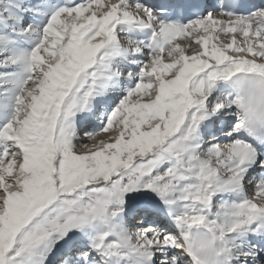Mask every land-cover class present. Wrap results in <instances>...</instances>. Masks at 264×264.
I'll list each match as a JSON object with an SVG mask.
<instances>
[{
    "label": "snow or ice",
    "instance_id": "1",
    "mask_svg": "<svg viewBox=\"0 0 264 264\" xmlns=\"http://www.w3.org/2000/svg\"><path fill=\"white\" fill-rule=\"evenodd\" d=\"M0 264H264V0H0Z\"/></svg>",
    "mask_w": 264,
    "mask_h": 264
},
{
    "label": "bare ground",
    "instance_id": "2",
    "mask_svg": "<svg viewBox=\"0 0 264 264\" xmlns=\"http://www.w3.org/2000/svg\"><path fill=\"white\" fill-rule=\"evenodd\" d=\"M98 139H99V137H98Z\"/></svg>",
    "mask_w": 264,
    "mask_h": 264
}]
</instances>
